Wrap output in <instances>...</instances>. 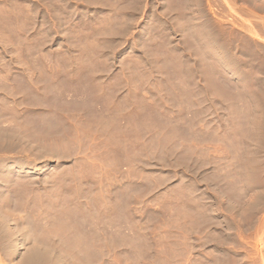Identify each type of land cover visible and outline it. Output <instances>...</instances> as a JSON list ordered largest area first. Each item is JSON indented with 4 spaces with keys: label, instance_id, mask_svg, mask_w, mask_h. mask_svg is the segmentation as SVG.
<instances>
[{
    "label": "rangeland",
    "instance_id": "rangeland-1",
    "mask_svg": "<svg viewBox=\"0 0 264 264\" xmlns=\"http://www.w3.org/2000/svg\"><path fill=\"white\" fill-rule=\"evenodd\" d=\"M24 263L264 264V0H0Z\"/></svg>",
    "mask_w": 264,
    "mask_h": 264
},
{
    "label": "bare ground",
    "instance_id": "bare-ground-1",
    "mask_svg": "<svg viewBox=\"0 0 264 264\" xmlns=\"http://www.w3.org/2000/svg\"><path fill=\"white\" fill-rule=\"evenodd\" d=\"M7 191H8V190H7ZM41 244H42V243H41ZM9 245H10V244H9ZM49 245H50V244H49ZM34 248H35V247H34ZM11 252H12V251H11ZM30 252H31V251H30ZM25 257H26V256H25ZM26 259H27V258H26ZM37 259H38V258H37ZM31 260H32V259H31ZM31 260H30V261H31ZM27 261L30 262L29 259H28ZM35 261H36V259H35ZM21 262H22V261H21ZM31 262H33V261H31ZM24 264H25V263H24ZM28 264H29V263H28Z\"/></svg>",
    "mask_w": 264,
    "mask_h": 264
}]
</instances>
